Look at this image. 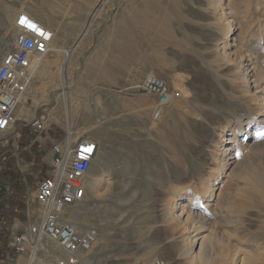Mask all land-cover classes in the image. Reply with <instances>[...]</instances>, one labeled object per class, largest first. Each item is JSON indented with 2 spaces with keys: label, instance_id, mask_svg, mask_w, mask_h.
<instances>
[{
  "label": "rangeland",
  "instance_id": "374dc122",
  "mask_svg": "<svg viewBox=\"0 0 264 264\" xmlns=\"http://www.w3.org/2000/svg\"><path fill=\"white\" fill-rule=\"evenodd\" d=\"M95 1L21 0V5L16 3L14 8L26 6L35 13L40 7L46 11L48 19L38 17L45 24L49 22L48 25L64 31V37L58 38L57 43L60 48L67 49L82 35L85 19ZM5 2L0 0V56L14 38L11 27L1 25L3 15L12 22L15 18ZM210 3V0H104L82 36L67 75L63 74L77 81L79 87L74 97V132L71 135L76 136V130H95L104 123L105 132L111 136L109 141L101 142L97 162L88 173L89 186L92 175L96 186L88 187L85 199L74 204L91 212L88 220L97 226L81 224L79 230L90 226L100 230V225L107 224L109 236L97 239L91 250L83 251L88 253L89 261L81 264H189L176 250L181 228H173L162 219L167 200L175 189L172 183L160 185L155 176L149 178L144 167L155 161L159 166L174 164L178 169L172 178L178 177L177 171L185 164L183 159L192 152H206L208 148L211 151L218 142L220 128L214 121L216 118L224 121L225 109L221 105L231 102L236 94L232 91L230 77L234 69L214 57L212 52L215 42L222 45L219 39H214L219 38L217 23L223 24L224 18H216ZM229 3L231 11L227 10L225 15L231 24L229 41H233L235 29L242 24L249 38L246 28L253 27V20L264 14V0H230ZM249 19H252L250 24ZM258 61L257 67L264 71V51L259 54ZM150 75L163 80L169 87V102L161 110L156 107V94L139 87ZM61 91L59 88L55 92ZM26 94V103L24 106L20 103L15 113V117L19 116L16 125L20 135L23 136L20 128L29 127L28 121L39 116L47 122L45 130H48L41 132V136L49 134L57 142L64 141L68 136L66 127L47 120L49 110L57 103L51 101L47 78L42 83L38 79L29 83ZM58 99L60 109L56 113L61 117L64 109L61 97ZM249 104L253 111L255 103ZM28 132L29 137L39 134ZM260 141V149L254 157L253 178L232 176L224 185L226 195L240 189V195L232 200L236 220L229 218L223 203L216 214L209 217L221 237L229 236V251L249 254L251 264H264V136ZM132 143L138 147L134 156L125 152ZM4 144L15 158L12 170L18 176L14 182H20L16 186L21 194L17 195L25 206L19 215L15 212L13 216L19 221L9 215L1 217L0 233L5 231L6 237L0 264H17L21 259L26 264L31 254L30 244L20 252L13 247V242L17 235L26 232L29 224L37 223L41 217L35 201V184L47 173L42 156L49 146L48 142H0V159ZM36 144H41L39 151L34 150ZM135 162L139 163V170L131 177L127 165H135ZM189 164L187 170H190ZM2 165L0 160V175L4 170ZM190 183L191 180H185L180 187ZM182 197L176 198L178 202L184 201ZM6 206L9 210L8 203ZM7 210L3 213L7 214ZM100 241H104L102 249L98 245ZM47 245L49 242H44L46 249ZM42 250L37 254L46 263L61 257L59 253L54 255ZM75 264L80 262L77 260ZM208 264H225L219 248H215Z\"/></svg>",
  "mask_w": 264,
  "mask_h": 264
},
{
  "label": "bare ground",
  "instance_id": "6f19581e",
  "mask_svg": "<svg viewBox=\"0 0 264 264\" xmlns=\"http://www.w3.org/2000/svg\"><path fill=\"white\" fill-rule=\"evenodd\" d=\"M103 2L104 0L95 1L85 19V28L82 35H80L72 47L67 49L60 48L57 43L58 38L64 37V31L53 28L48 25L49 22L45 24L38 17L48 19L46 11L37 7V10L33 13L26 6H20L15 9L14 4L21 5V0H6L5 2L6 7H10L15 16L19 12H25L41 24L47 26L53 33L49 52L34 61V69L30 72L29 78L30 83H33L36 79L42 83V80L47 78L49 92H52L53 97L51 101H57L56 105L49 110L48 123L51 121L62 123L69 134L74 132L72 131L74 120L73 105L74 97L79 87L77 81L65 75L68 73L70 64L73 63L72 58L79 51L82 36L88 31V27H90L97 16ZM210 2L212 10L217 15L216 18H219V20L224 18L222 20L223 24L217 23L216 29L218 30L217 34L219 38L214 39V41L219 39L222 45L220 46L218 42H215L212 52L214 57L226 65H231L234 69L230 77L233 84L232 91L236 94L233 96L231 102L221 105L225 109L223 113V117H225L224 121H221L219 118H216L214 121L220 128L217 134L218 142L212 146L211 151L208 150L209 148L206 152L199 150L192 152L185 160L183 159L185 164L181 166L182 170L177 171L178 177L172 178V174L178 169L174 164L167 166L166 163H162L159 166L158 161L145 165L144 171L149 178L155 176L158 184L172 183L173 190L175 189L171 199L167 200L166 207L162 213V219L173 228H181L182 233L178 236L179 240L176 243V250L179 255L185 256L189 264H208L211 256L214 254L215 248H219L225 264H251L249 254L240 250L229 251V236L221 237L216 230L214 222H211L209 217L210 214H216L219 206L224 205L226 211L229 213V218L235 221L236 213L233 209L232 200L235 195H240V189L236 188L226 195L224 194V185L227 179H231L232 176H241L246 180L253 178V169L255 168L254 157L260 149L262 137L257 134L264 133V71L257 67L260 65L258 56L264 51V20H261L264 14L253 20V27L250 25L246 28L250 33L249 38L244 34L242 24L239 25L241 27L237 26L233 41L230 42L228 33L231 24L225 17L227 10L228 13L231 11L230 0H227V3H224L223 0H210ZM251 20H248L249 24L252 22ZM235 24L238 25L236 22ZM1 25H9L14 33L13 22L6 15H3ZM12 44L13 42L6 44L0 58L11 49ZM234 47L235 49H233ZM64 73L65 75L63 76ZM59 88L62 91L56 93L55 91ZM38 90L39 87L36 88V92ZM26 96L27 94L25 93L21 98L20 103L23 106L26 103ZM59 97H61L64 109L61 117H58L56 113L60 109ZM250 102L255 103L253 111L250 109L252 107L249 104ZM16 117L19 116L16 115ZM106 128V124L103 123L92 131L76 130V136L73 137L71 135V137L73 140L79 137L93 139L98 144L99 150L101 142L103 140L109 141L111 138L110 134L105 132ZM137 148L136 143H132L131 147L125 152L130 156H134L138 151ZM105 160L107 161L108 159L105 158ZM190 160L192 161L191 164H189ZM96 162L97 153L92 160L90 173L91 168L95 166ZM135 163V165H131L132 163L127 165L131 171V177H134L139 170V163ZM188 164L190 165V170H187ZM188 179L191 180V183L180 187V183ZM95 186L96 179L92 175L89 189ZM177 197H182L184 201L178 202ZM205 210L210 211V213H204ZM67 214L66 221L72 223L78 230L80 229L78 226L81 224H90L97 227L96 224L88 220L91 212L85 208L82 209L73 205L68 208ZM100 226L98 240L101 238L106 239L109 236L108 226L107 224ZM103 242H98V245L101 246L100 249L104 246ZM49 244L47 245V251L53 252L54 255H58L57 253L61 254L60 256L64 255L58 248L52 247L51 243ZM21 260L17 264H24ZM29 260L31 264H46L44 259L39 258L38 254L34 251ZM29 260L26 264H28ZM86 261H89L88 253L80 251L78 253V262L81 264V262L84 263Z\"/></svg>",
  "mask_w": 264,
  "mask_h": 264
},
{
  "label": "built area",
  "instance_id": "2783aa9c",
  "mask_svg": "<svg viewBox=\"0 0 264 264\" xmlns=\"http://www.w3.org/2000/svg\"><path fill=\"white\" fill-rule=\"evenodd\" d=\"M14 39L11 49L0 58V132L15 128V109L21 102L30 83L34 61L49 52L52 31L25 12L13 20ZM156 94L159 110L169 102V87L153 75L147 76L139 86ZM30 132L41 133L46 129L39 116L28 121ZM64 141L51 145V158L44 177L35 184V201L41 210L37 223L29 224L26 232L14 238L13 247L20 252L30 244L31 254L42 249L44 242L52 243L63 256L46 264H75L80 251H89L97 243L98 229L87 227L78 230L66 221L68 208L85 199L88 192V173L97 153L98 144L90 138L73 140L71 134ZM43 251V250H42ZM29 257V258H30ZM30 263V260L28 262ZM159 264V263H157Z\"/></svg>",
  "mask_w": 264,
  "mask_h": 264
},
{
  "label": "crops",
  "instance_id": "0c3cea01",
  "mask_svg": "<svg viewBox=\"0 0 264 264\" xmlns=\"http://www.w3.org/2000/svg\"><path fill=\"white\" fill-rule=\"evenodd\" d=\"M15 109V113L16 110ZM19 118V117H16ZM26 120V119H25ZM17 124V123H16ZM15 124V128L9 132H3L2 134H0V142H12V143H16L18 142L20 144V142H48V151L46 153H44V155L42 156V160L44 161V163H46V166L48 167V162L51 158L52 152H51V145L54 142H57L56 139H54L53 137H51L49 134L48 135H44L41 136L43 133H47L48 130H45L43 133H39V134H35L33 137H29V127L24 126V128H20V130L23 132V136L20 135V133L18 132V128L17 125ZM10 138H12V141H10ZM14 145V144H13ZM41 144H36L34 150L35 151H39L41 149ZM10 150L5 148V144L2 150V157H1V161L3 162L2 168H4V170L2 171V174L0 175V179H2V182H6V184H2L0 181V194L3 195V198L0 199V212L2 214V218L5 215H8L10 212H13L14 216L16 215L15 212L19 215V211L24 209L25 205H22L23 202L21 200V197H18L17 194H21L20 189L17 188L16 185L20 184V182H14L18 176L17 172L13 171V165H14V161L15 158L11 155V153L9 152ZM15 155V153H14ZM35 160V157L32 156V161ZM9 186V187H8ZM15 188V189H14ZM15 190V192H13ZM16 193V196H15ZM10 196V197H8ZM5 197V198H4ZM10 199V201H9ZM17 201H15V200ZM5 201H7L9 207V210H7L5 208V206L7 205V203H4ZM19 204V206H18ZM7 207V206H6ZM4 210H7V214L3 213ZM11 210V211H10ZM8 217V216H6ZM14 218V220H18L19 219L17 217H12V219Z\"/></svg>",
  "mask_w": 264,
  "mask_h": 264
},
{
  "label": "trees",
  "instance_id": "16d2710c",
  "mask_svg": "<svg viewBox=\"0 0 264 264\" xmlns=\"http://www.w3.org/2000/svg\"><path fill=\"white\" fill-rule=\"evenodd\" d=\"M10 217H13L14 216V214H13V212H10L9 214H8ZM2 214L0 213V220H2ZM3 221V220H2ZM6 232L5 231H2L1 233H0V253H2V249H3V246H4V243H5V234Z\"/></svg>",
  "mask_w": 264,
  "mask_h": 264
},
{
  "label": "snow or ice",
  "instance_id": "6c2138e0",
  "mask_svg": "<svg viewBox=\"0 0 264 264\" xmlns=\"http://www.w3.org/2000/svg\"><path fill=\"white\" fill-rule=\"evenodd\" d=\"M257 135L258 136H264V133H258Z\"/></svg>",
  "mask_w": 264,
  "mask_h": 264
}]
</instances>
